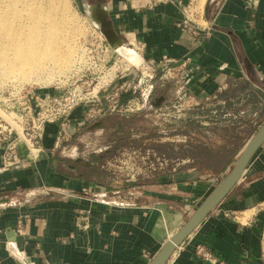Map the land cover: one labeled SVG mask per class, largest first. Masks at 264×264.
<instances>
[{
  "label": "crops",
  "instance_id": "0c3cea01",
  "mask_svg": "<svg viewBox=\"0 0 264 264\" xmlns=\"http://www.w3.org/2000/svg\"><path fill=\"white\" fill-rule=\"evenodd\" d=\"M189 2L183 0L184 5ZM103 3L114 30L149 63L163 67L165 58H191L179 78L167 82L166 94H159L162 103L175 96L178 86L182 96L197 102L220 96L225 105L219 100L213 107L230 119L235 118L238 90L244 109L258 107L264 92V0H206L207 14L203 9L190 18L198 34L180 27L187 15L176 1ZM137 76L134 71L117 74L112 86L101 92L100 106L107 105L112 91L132 90ZM93 105L78 107L66 123L47 124L40 158L0 172V264H149L220 181L214 175L200 176L197 169H180L160 176L151 195L130 202L123 192L97 189L90 182V167H77L65 159L59 165L53 157L62 145L64 157L71 153L69 145L72 149L84 145L81 132L95 128L86 114ZM204 120L208 130L220 126ZM233 123L227 125L235 129ZM99 147L112 149V145ZM242 148L235 146V160ZM84 189L87 195L73 196ZM86 215L90 218L87 228ZM199 246L226 264H264V145L240 182L167 264H214L198 253Z\"/></svg>",
  "mask_w": 264,
  "mask_h": 264
},
{
  "label": "rangeland",
  "instance_id": "374dc122",
  "mask_svg": "<svg viewBox=\"0 0 264 264\" xmlns=\"http://www.w3.org/2000/svg\"><path fill=\"white\" fill-rule=\"evenodd\" d=\"M94 1L99 2V0ZM68 2L73 13L77 16L76 18L79 27V29L73 30V40L71 41V45L74 54L77 55L78 61L82 56V61L85 62L79 64L78 61H76L67 76L59 77L53 75V77H50V74L47 73L44 76L43 81L35 80L29 83L11 81L10 79L3 80L1 74L2 58L0 57V85L12 82L13 84L18 85L17 88L26 90V92H30L31 95L36 91L54 93L55 91L61 92L65 89L75 88L77 86H83L86 90L94 89L95 91H102L107 88L110 84L109 82H111L114 77L117 78V74L119 75L121 72H136L138 76L136 77L134 84H137L138 79L143 74L155 75L153 79L146 81L148 85H154L150 102L146 104L145 109L141 112V117L132 123V127H130V129H124L126 131L116 133V131L106 123L107 121L104 123V116L99 117L98 115L94 119L89 117V120H92L90 124L95 121H101L104 124V129H101V126H98L100 128L81 132L82 134L79 136V139H83V143L81 144H84L81 145V150L91 151L99 146L117 144L115 149H108L106 152L107 157H110L111 154L118 149L135 146H143L144 148L154 147L174 160L180 159L183 161V159H189L190 161L187 164L180 166L181 169H197L199 170L200 176L203 177L211 175L221 177L226 175L232 169L236 161L235 146L244 148L248 140H250L264 124V92L260 95V99L258 97V107L254 111H247L244 109L242 105L245 101L239 93L240 90L235 92V118L232 119L229 118L226 112L219 113L218 108L213 107L219 104V100L224 102V99L220 96L219 100L211 99L205 102H197L196 100L188 99L187 96H182L178 91V86L175 87L174 92L172 91L175 96L172 98L169 97V102L163 104L162 109L156 111V104L151 102L153 97L154 100H156L159 94H166L167 91L166 80L168 79L165 77L164 68L156 67V64L153 63H150L151 67H146V64L144 63L140 66L133 64L130 65L113 49L111 44L105 39L101 30L90 19L88 15V6L92 4L86 6L78 2V0H68ZM103 5L106 6L104 3ZM206 6V2L202 7L193 1L191 10L195 12L204 9L207 14ZM119 36L127 46L135 48V46L130 44L128 40L124 39L121 35ZM158 68H160V70ZM108 72L112 76L104 78ZM170 81L173 82L174 80H169V82ZM113 82H115V80ZM236 87L237 86H235V88ZM120 93L122 96V92ZM132 96L129 99H131ZM223 102L222 104L225 105ZM181 104L184 105L182 109L185 110L178 111ZM188 104H190V106ZM209 108H212L213 112H208V110H211ZM214 112L216 113L214 114ZM86 114L88 115L90 113L87 111ZM205 118L219 123L221 127L211 126L208 130L204 125L205 122H208L204 120ZM233 121H235V129L233 127L230 128L231 126L229 127L227 125L228 123L234 124ZM223 124H225L226 127H223ZM128 130H131L132 132L130 137ZM236 132L238 134H235ZM235 135H237V137ZM104 141H108L110 144H105ZM68 142L70 143V138ZM63 149L62 145L59 149L61 154H63ZM57 152L58 150L56 149L53 153L55 156L53 157L54 160L61 165ZM92 155L93 154L87 156L84 155L83 160H76L70 153V155H66L64 159L73 162V165H76L77 167L88 166L90 167V172H99L96 163L92 162L94 158ZM86 158L88 159V162L86 161ZM249 166L250 164L248 167ZM110 175L111 178L102 177L99 179H102L105 182H114L116 179L121 180L122 178L119 176L118 172H110ZM160 175L164 176L166 174L161 172L160 174H156V177L147 175L146 177L141 178L139 182L152 185L153 182H157L156 179ZM220 181H218L216 185ZM107 184L110 185L109 183Z\"/></svg>",
  "mask_w": 264,
  "mask_h": 264
},
{
  "label": "built area",
  "instance_id": "2783aa9c",
  "mask_svg": "<svg viewBox=\"0 0 264 264\" xmlns=\"http://www.w3.org/2000/svg\"><path fill=\"white\" fill-rule=\"evenodd\" d=\"M147 1L152 5L168 1H176L182 4L187 19L179 24L180 27L190 29L193 33L198 34V31L191 27L192 21L190 18L199 12V10L195 12L191 10L193 0H190L185 5L183 4V0ZM190 62V57H185L179 61L165 58L163 68L165 77L168 79L166 81L178 79ZM144 64H146V67H151V64L146 60H144ZM148 70L154 71L155 69ZM154 76L143 74L132 89V98L127 101L122 100L120 90L112 91L107 95V105L104 107H101L99 102L101 92L112 86L111 84L115 80V77L109 82L110 84L107 88L96 92H94V89L86 90L83 86H77L61 92L55 91L54 93L36 91L31 95L30 92L17 88L18 85L12 82L0 85V172L21 167L28 160L40 158L45 151L43 140L47 124L57 123L60 120L66 123L72 112L82 105L94 104L93 108L88 109L90 113L88 117L91 118H96L98 115L99 117L105 116L110 112L119 113L124 117L140 114L145 109L146 104L150 102L151 93L154 88V85H148L146 81L153 79ZM211 99H218V97H208L206 100ZM156 100L153 97L151 102L156 104L155 109L159 111L165 103L160 102L159 98ZM223 103L226 102L224 101ZM183 107L184 105L181 104L178 111L185 110L182 109ZM90 126L92 128H100L98 126H101V129L104 127L100 121H95ZM62 139L63 136L61 135V141ZM68 148L76 160H83L84 155L90 154L103 157L100 161L101 170L107 172L109 175L110 172H118L122 178L121 180L116 179L114 182H105L102 179L93 178V180H90L91 184L102 191L113 190L115 192H123L127 195L125 199L128 202L134 200L137 196L151 195L155 183L153 182L152 185L140 183L141 178L147 175L156 177V174H160L161 172L171 175L174 172H178L181 169L180 166L190 161L189 159H183V161L180 159L174 160L154 147L144 148L143 146H135L118 149L110 157H107L106 154L110 148L97 147L91 151H83L76 146H73L72 149L70 145ZM82 193L87 195V189L82 190V192H73V196H81ZM83 221L85 222L84 227L87 228L90 223L89 216H84ZM198 253L214 264H226L218 260L205 246H199Z\"/></svg>",
  "mask_w": 264,
  "mask_h": 264
},
{
  "label": "bare ground",
  "instance_id": "6f19581e",
  "mask_svg": "<svg viewBox=\"0 0 264 264\" xmlns=\"http://www.w3.org/2000/svg\"><path fill=\"white\" fill-rule=\"evenodd\" d=\"M202 6L206 0H193ZM105 6H88V15L113 49L130 65L140 66L144 56L109 32ZM68 0H0V57L3 80L43 81L67 76L77 59L71 41L79 29ZM118 36V35H117ZM82 61L80 57L78 63ZM109 72L104 78L111 77ZM94 92H96L94 90Z\"/></svg>",
  "mask_w": 264,
  "mask_h": 264
},
{
  "label": "water",
  "instance_id": "95a60500",
  "mask_svg": "<svg viewBox=\"0 0 264 264\" xmlns=\"http://www.w3.org/2000/svg\"><path fill=\"white\" fill-rule=\"evenodd\" d=\"M104 0H99L97 5H89L100 7ZM104 6V5H103ZM105 20L110 27L109 32L118 39L121 37L114 30L111 21L108 19V14L105 15ZM118 35V36H117ZM123 40V39H122ZM163 98H160V102ZM264 145V124L255 133V135L247 142L243 151L235 161L232 169L225 177L216 185V187L203 200L198 208L191 214L185 224L165 243L157 255L149 264H167L171 256L177 248L199 227V225L215 210L224 199L231 193L234 187L240 182L248 165ZM61 164H65L64 156L60 151L57 152ZM69 169V168H68Z\"/></svg>",
  "mask_w": 264,
  "mask_h": 264
},
{
  "label": "trees",
  "instance_id": "16d2710c",
  "mask_svg": "<svg viewBox=\"0 0 264 264\" xmlns=\"http://www.w3.org/2000/svg\"><path fill=\"white\" fill-rule=\"evenodd\" d=\"M131 96H132V90H126V91L124 90L122 92V100L123 101H127ZM105 117H106L105 121H107V123L109 125L118 127V129L116 130V133H119V132H122V131H126V130H124L126 128L130 129V127H132V123L136 119L140 118L141 116H140V114H134V115L129 116L127 118L122 116V115H109V116L106 115ZM128 132H129L128 134H129V137H130L132 132H131V130H128ZM116 147H117V144L116 145H112V149H115ZM92 156L94 157L92 162L96 163L97 170L99 171V172H90V174L92 175V178H94V179L102 178V177L109 178L110 175L107 172L102 171L101 168H100V161L102 160L103 157H101L99 155H96V154L92 155ZM211 176H213V175H211ZM214 176H217V175H214ZM224 177H225L224 175L221 176L220 180H222Z\"/></svg>",
  "mask_w": 264,
  "mask_h": 264
}]
</instances>
